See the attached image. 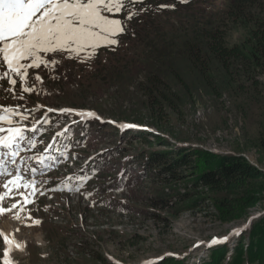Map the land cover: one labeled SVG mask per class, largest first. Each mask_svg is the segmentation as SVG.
<instances>
[{
  "label": "rangeland",
  "instance_id": "rangeland-1",
  "mask_svg": "<svg viewBox=\"0 0 264 264\" xmlns=\"http://www.w3.org/2000/svg\"><path fill=\"white\" fill-rule=\"evenodd\" d=\"M147 1L135 5L138 15L131 20L135 28L119 37L115 51L101 47L95 58L86 63L57 55L55 69L42 66L29 70V82L35 84L40 94H25L23 101L5 98L0 92V105L26 102L28 108L39 104L53 109L94 110L101 118L72 125L65 138V144L72 145L67 157L38 177L45 182L38 186L46 194L37 193L36 204L28 207L33 217L42 220L40 226L25 227L30 221L23 214L20 221L14 220L12 214L0 216V230L10 237L15 233L16 241L26 242L23 251L13 250L10 254L16 264H148L159 257L164 258L157 264L170 258L185 264H203L210 257V250L224 244L206 247L207 242L225 236L231 241L235 229H246L249 221L245 213L250 221L264 214V200L254 209L240 207L239 216L245 219L231 223L216 216L209 199L200 208L184 209L177 215L171 211L178 204L175 200L164 209L149 202V198L158 194L155 192H171L169 184L173 180L170 172L156 173L163 167L161 163L146 160L151 152L167 148L159 142H148L157 137L186 148L244 157L264 174V70H256L252 73L255 80L246 82L244 68H238L241 73L234 76L246 94L238 97L225 92L218 96L191 64L178 57L170 64L172 57L166 58L160 51L177 53L186 36L206 29L208 24L225 31L230 47L248 39L246 27L232 21L228 14V6L234 0ZM248 14L253 23L263 22L264 0ZM125 15L122 12L118 17L123 19ZM249 27L255 29V25ZM212 70L218 76L223 75L216 65ZM174 71L184 73L188 87L172 76ZM33 73L43 78L42 84L31 79ZM16 92L20 94L19 81ZM6 100L10 102L2 103ZM151 101L163 106L161 117L157 116L162 130L151 124L148 110L152 108ZM43 114V109L35 112L29 123ZM123 123L140 127L122 130L119 125ZM45 127L44 133L36 134L43 143L38 141L37 148L21 153L20 159L34 163L27 161L28 156L43 154L54 133L61 131L64 124ZM140 131L147 139L139 137ZM114 152L119 154L112 157ZM144 163L148 167L145 177L140 183L131 182L136 174L143 173L144 167H140ZM68 177H72L71 181ZM82 177L85 179L81 183ZM186 180L185 177L177 181L175 186L183 187ZM71 183L73 191H68ZM57 187L65 190H51ZM76 187L80 191H75ZM261 187L264 188V180L247 183L242 197L253 196ZM197 244L199 247H195ZM4 251L5 243L0 236V264ZM168 253L173 255H165Z\"/></svg>",
  "mask_w": 264,
  "mask_h": 264
},
{
  "label": "snow or ice",
  "instance_id": "snow-or-ice-1",
  "mask_svg": "<svg viewBox=\"0 0 264 264\" xmlns=\"http://www.w3.org/2000/svg\"><path fill=\"white\" fill-rule=\"evenodd\" d=\"M142 2L143 0H0V67L4 69L0 71V92L5 94V98L10 96L23 101L25 94H40L35 84L29 82V70L41 69L42 66L45 69H55L57 55L86 63L95 58L101 47L115 51L114 46H119V37L125 33L128 21L138 15L135 5ZM181 2L187 3L189 0ZM122 12L126 13L123 19L118 17ZM31 79L43 83L39 74L33 73ZM18 81L19 95L16 92ZM42 109L44 114L35 122L29 123L34 113ZM53 116L59 119L54 120ZM100 119L94 110L53 109L39 104L28 108L26 102L0 105V216L12 214L14 220L20 221L23 214L30 221L24 224L25 227L40 226L42 220L33 217L32 209L28 207L36 204L37 193L46 194L38 186L45 182L38 177L58 166L60 160L67 157L72 145L64 144L63 151L56 147L59 156L51 155L53 148L60 138L72 131V125ZM61 124L64 127L54 133L43 154L28 156L27 161L34 163L29 164L20 159L21 153L35 150L38 141L43 143L36 134L44 133L45 126L60 127ZM119 127L126 130L140 126L123 123ZM67 179L71 181L72 177ZM84 179L81 178V183ZM51 190L63 192L65 189L57 187ZM67 190L73 191V188L69 186ZM75 191H80V187H76ZM243 231V228L235 229L231 235L239 236ZM0 236L5 243L2 264H16L10 259V254L13 250L23 251L26 242L16 241L15 233L10 237L0 230ZM228 239V236L213 238L206 243V247L224 243ZM195 247H199V244ZM163 258L153 259L148 264H157Z\"/></svg>",
  "mask_w": 264,
  "mask_h": 264
},
{
  "label": "trees",
  "instance_id": "trees-1",
  "mask_svg": "<svg viewBox=\"0 0 264 264\" xmlns=\"http://www.w3.org/2000/svg\"><path fill=\"white\" fill-rule=\"evenodd\" d=\"M153 1L148 0L147 2ZM259 1L234 0L228 6V14L232 21L245 26L250 33V37L239 45L230 47L226 41L225 31L208 24L206 29L195 31L192 36H186L180 42L177 53H166L165 50L160 52L166 58L168 55L172 57L170 64L174 63V57L191 64L198 73L197 75L200 74L204 84L218 96L225 92L232 95L236 94L238 97L244 96L247 91L242 85H237L238 79L234 76L236 72L241 73L237 69L244 68L245 74L243 76L244 80H247L246 82L255 80L253 72L258 69L264 70V20L263 22L257 20L253 23V19L249 18L250 14H248ZM148 17L149 14L147 13V19ZM251 24L255 25V29L249 27ZM133 28L135 27L132 22L128 21L125 32ZM214 65L218 71L223 73L222 76L220 75L222 79L216 72H212ZM173 69L175 68L173 67ZM172 76L188 87V80L184 73L175 72ZM192 95L193 93L190 92L189 96L193 101ZM9 102L6 100L3 103ZM151 104L152 108L148 109L151 124L162 130L158 117H161L159 114L163 111V106L153 104L152 101ZM96 126H99L98 122ZM141 132L138 134L139 137L147 139ZM149 135L152 134L149 133ZM148 142L151 144L159 142L167 147L165 150L151 152L146 160L148 163L162 164L163 167L160 170H155L157 174L170 172L169 174L173 177L171 184H169L171 192L160 190L162 193L155 192L158 193L155 194V198H149V202L153 206L160 205L164 209L175 200L178 204L176 207L172 206L171 211L177 215L184 209L191 211L198 209L204 205L206 199H209L216 209V216L223 222L231 223L245 218L249 221L248 226L239 236H233L227 244L210 250L211 255L203 264H264V214L258 218H251V221L247 213H245L247 215L245 218L239 216L240 207L248 210L254 209L264 200L263 187L255 191L253 196L242 197V191L247 183L264 180L263 172L251 166L244 157L235 158L230 154H215L204 150L186 148L159 137L154 142H151L150 139ZM118 154L119 152H114L111 155L113 157V155ZM109 163L113 162L110 161ZM142 167H144L143 173L136 174L131 178V182L140 183L139 181L145 177L148 167L145 166V163L140 168ZM177 170H181V174ZM185 177L187 180L183 187L175 186L177 181H183ZM191 187H194L192 188L193 191L190 190ZM204 191L206 194L203 196ZM161 264H185V262L170 258Z\"/></svg>",
  "mask_w": 264,
  "mask_h": 264
}]
</instances>
